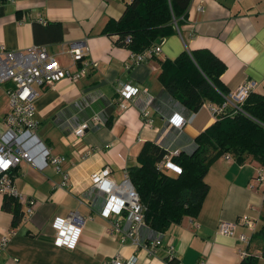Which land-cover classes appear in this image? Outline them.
Returning a JSON list of instances; mask_svg holds the SVG:
<instances>
[{"label":"crops","instance_id":"1","mask_svg":"<svg viewBox=\"0 0 264 264\" xmlns=\"http://www.w3.org/2000/svg\"><path fill=\"white\" fill-rule=\"evenodd\" d=\"M125 3L0 0V44L7 49L44 45L61 67L73 71L77 65L67 50L69 44L81 41L88 48L86 59L98 63L76 82L62 79L34 86L38 133L46 127L40 139L53 155H63L65 160L60 172L51 165L40 170L25 161L12 171L25 202H20L22 208L31 201L33 213L12 227V214L2 209L0 193V235L14 230L0 252V264H106L113 257L124 262L132 256L137 257L136 264H242L248 256L255 257L252 264H264L262 241L254 235L264 204V181L256 180L260 164L249 155L242 163L232 154L230 159L222 155L210 166L204 176L208 191L195 217L185 216L165 232L139 225L140 241H158L152 252L131 241L121 242L119 232L111 231L114 222L123 228L127 223L121 216L101 215L105 194L91 181L93 173L108 167L109 179L119 183L126 168L137 163L144 141L188 148L215 121L209 103L189 114L158 81L161 62L174 59L182 50L208 49L222 60L226 69L220 79L229 92L249 80L254 83L252 91L264 93V0H192L177 32L158 40L160 52L139 63L132 60L127 47L114 43L117 36L102 32L109 19L122 15ZM47 22L60 24V39L57 27ZM121 83L141 91L125 101V108L119 106ZM2 87L3 117L7 97ZM142 110L149 111L148 118L142 117ZM94 113L101 123L75 136L74 127ZM178 117L185 120L181 127L174 125ZM72 210L85 220L76 246L68 249L54 243L53 222ZM242 216L254 225V231L239 221L235 225V235L244 234L246 243L218 233L220 222Z\"/></svg>","mask_w":264,"mask_h":264},{"label":"trees","instance_id":"2","mask_svg":"<svg viewBox=\"0 0 264 264\" xmlns=\"http://www.w3.org/2000/svg\"><path fill=\"white\" fill-rule=\"evenodd\" d=\"M191 1L126 0L122 15L109 19L102 32L117 36L116 45L140 53L177 32L186 21ZM47 26L57 27L60 39V24L47 22ZM225 69L224 62L208 49L182 50L174 59L161 62L158 81L190 114L205 103L217 108L222 105L229 93L220 79ZM214 114L215 121L194 137L191 147H178V153L172 155L180 173L159 167L168 148L156 141H144L137 163L126 168L144 206V224L152 230L165 232L183 217L198 214L208 191L204 176L222 155L232 154L238 163L249 155L264 166V93L250 91L239 109L226 106ZM3 196L1 207L12 214L11 225L16 227L25 209L17 198ZM254 235L262 241L264 258V204ZM254 260L248 256L241 263L252 264Z\"/></svg>","mask_w":264,"mask_h":264},{"label":"built area","instance_id":"3","mask_svg":"<svg viewBox=\"0 0 264 264\" xmlns=\"http://www.w3.org/2000/svg\"><path fill=\"white\" fill-rule=\"evenodd\" d=\"M196 8L202 10L201 6ZM126 41H129V38H126ZM67 52L72 62L77 65L73 71L61 67L54 56L48 53L44 45L34 44L26 49L9 50L0 44V84L5 86L4 91L7 97V105L2 117L3 130L0 131V193L17 198L21 203L25 202L16 189L12 177V171L21 162H28L40 170L51 165L60 172L61 165L65 160L63 155H53L50 148L45 146L40 139L39 123L35 119L34 106L38 92L34 86L50 85L62 79L76 82L86 76L88 68H94L98 64L97 61L86 59L88 48L84 42L69 44ZM159 52L160 47L156 43L140 53L131 52L130 57L135 63H139ZM253 85V81L249 80L241 83L235 90L224 96V102L220 107H213L210 104V108L212 111H220L226 106L239 109L240 104L252 91ZM118 93L120 95L119 106L125 108L127 106L125 101L140 95L141 91L130 84L121 83ZM141 114L144 118L149 117L147 110H142ZM147 122H150L149 119ZM184 122L182 117H178L174 125L181 127ZM100 123L99 115L94 113L88 120H84L74 127L73 133L80 137L86 129ZM167 148L168 152L164 155L159 167L178 174L181 172V168L171 160V157L177 154L179 149L178 147ZM224 156L226 159H230L229 154ZM109 173V168L104 167L91 176L93 185L105 194L106 201L100 211L101 215L104 217L121 216L126 221L127 227H121L120 223L116 221L113 223L111 231L119 232L121 242L131 241L133 244L143 246L152 252L158 241H140L137 236L139 225H144V206L140 202L136 189L126 173L119 183L110 180ZM255 178L259 182L264 181V166L259 165L257 167ZM32 213L33 203L27 201L24 217L26 218ZM84 220L78 210H72L64 217H56L53 222L55 228L54 243L68 249L74 248L78 242ZM237 221L246 224L254 231L253 222L246 216L231 222H220L217 231L222 235L235 236L238 241L246 243L248 238L244 234L235 235L234 228ZM13 234L14 230H10L0 235V252L3 251ZM168 253L169 258H172V246H169ZM241 254L244 256L245 252H241ZM136 262V256H132L124 262L118 257H113L106 264H136Z\"/></svg>","mask_w":264,"mask_h":264},{"label":"rangeland","instance_id":"4","mask_svg":"<svg viewBox=\"0 0 264 264\" xmlns=\"http://www.w3.org/2000/svg\"><path fill=\"white\" fill-rule=\"evenodd\" d=\"M4 85L0 84V109H1V106L3 104V87ZM1 117H2V114L0 113V121H1Z\"/></svg>","mask_w":264,"mask_h":264},{"label":"water","instance_id":"5","mask_svg":"<svg viewBox=\"0 0 264 264\" xmlns=\"http://www.w3.org/2000/svg\"><path fill=\"white\" fill-rule=\"evenodd\" d=\"M46 127H43L40 131H39V136L43 135V133L45 132Z\"/></svg>","mask_w":264,"mask_h":264}]
</instances>
